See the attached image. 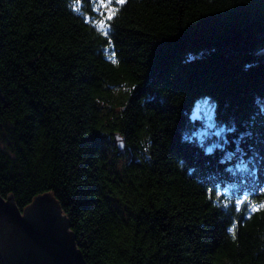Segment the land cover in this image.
<instances>
[{"label":"trees","instance_id":"16d2710c","mask_svg":"<svg viewBox=\"0 0 264 264\" xmlns=\"http://www.w3.org/2000/svg\"><path fill=\"white\" fill-rule=\"evenodd\" d=\"M46 192L87 264H264V0H0V196Z\"/></svg>","mask_w":264,"mask_h":264},{"label":"water","instance_id":"95a60500","mask_svg":"<svg viewBox=\"0 0 264 264\" xmlns=\"http://www.w3.org/2000/svg\"><path fill=\"white\" fill-rule=\"evenodd\" d=\"M119 148L124 142L119 133H115ZM12 201V197L8 196ZM38 199L36 208L40 215L33 220L20 215L14 201L4 202L0 196V211L10 218L13 229L30 237V243L22 242L16 246V255L11 260L0 256L3 264H87L80 249L75 244L74 234L68 220L57 205L53 196L46 192L34 197ZM38 204V206H37ZM9 207V208H8ZM42 210V214H41ZM52 214H49V213Z\"/></svg>","mask_w":264,"mask_h":264},{"label":"flooded vegetation","instance_id":"af4514ba","mask_svg":"<svg viewBox=\"0 0 264 264\" xmlns=\"http://www.w3.org/2000/svg\"><path fill=\"white\" fill-rule=\"evenodd\" d=\"M2 200L9 204H11L12 201L8 196L2 197ZM37 200L38 199L33 198L30 203L22 208H19L15 203L14 204L20 211V215L33 220L34 218H36V216L40 215L38 207L36 208ZM49 214L52 213L50 212ZM22 242H25L27 244L30 243V237H26L22 235V232H20L19 230L13 229L10 224V218L8 217V215L5 212L0 211V256L4 257L5 259L10 258L12 260L17 252L16 246L21 244Z\"/></svg>","mask_w":264,"mask_h":264},{"label":"rangeland","instance_id":"374dc122","mask_svg":"<svg viewBox=\"0 0 264 264\" xmlns=\"http://www.w3.org/2000/svg\"><path fill=\"white\" fill-rule=\"evenodd\" d=\"M198 111H200L201 115L205 116V118L209 119L211 116V105L208 104L206 100H202L201 102L198 103ZM206 124H211L210 120H205ZM208 128V127H207ZM207 128L202 130L201 132H206Z\"/></svg>","mask_w":264,"mask_h":264},{"label":"snow or ice","instance_id":"6c2138e0","mask_svg":"<svg viewBox=\"0 0 264 264\" xmlns=\"http://www.w3.org/2000/svg\"><path fill=\"white\" fill-rule=\"evenodd\" d=\"M119 2H120V3H123V2H124V0H119Z\"/></svg>","mask_w":264,"mask_h":264}]
</instances>
